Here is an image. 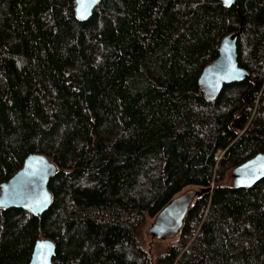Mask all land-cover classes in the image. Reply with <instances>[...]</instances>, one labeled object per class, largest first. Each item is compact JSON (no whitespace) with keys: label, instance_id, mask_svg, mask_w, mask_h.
<instances>
[{"label":"trees","instance_id":"1","mask_svg":"<svg viewBox=\"0 0 264 264\" xmlns=\"http://www.w3.org/2000/svg\"><path fill=\"white\" fill-rule=\"evenodd\" d=\"M0 0V183L26 155L56 170L39 216L0 208V264H264V179L230 170L264 150V0ZM237 37L248 77L208 98L198 84L220 40ZM220 155L218 156V153ZM200 191L154 260L149 218Z\"/></svg>","mask_w":264,"mask_h":264},{"label":"water","instance_id":"2","mask_svg":"<svg viewBox=\"0 0 264 264\" xmlns=\"http://www.w3.org/2000/svg\"><path fill=\"white\" fill-rule=\"evenodd\" d=\"M73 13L77 20H86L100 0H73ZM223 6H238L237 0H219ZM241 32H230L222 37L218 54L206 64L198 84L208 98H214L223 84L248 77V71L237 62V37ZM56 165L45 155L30 152L22 165L0 183V208H22L39 216L50 205L52 194L48 181ZM234 188H249L264 179V150L257 151L230 170ZM200 191L190 187L172 197L154 216L147 232L157 238L176 236ZM54 243L48 238L37 239L31 249L27 264H52Z\"/></svg>","mask_w":264,"mask_h":264},{"label":"rangeland","instance_id":"3","mask_svg":"<svg viewBox=\"0 0 264 264\" xmlns=\"http://www.w3.org/2000/svg\"><path fill=\"white\" fill-rule=\"evenodd\" d=\"M219 155H220V153L218 154V156ZM190 187L198 189L195 186H190ZM190 187H186V188H190ZM152 220H153L152 218H149L146 221V224L143 227L142 232H141V242H142V245L144 246V248L147 250V252L151 256L152 260H154L156 255L160 251H162L168 244H170L171 242H173L175 240L176 236H174L172 238H157L155 236L150 235L147 232V229H148L150 223L152 222Z\"/></svg>","mask_w":264,"mask_h":264},{"label":"snow or ice","instance_id":"4","mask_svg":"<svg viewBox=\"0 0 264 264\" xmlns=\"http://www.w3.org/2000/svg\"><path fill=\"white\" fill-rule=\"evenodd\" d=\"M228 2V0H226V3Z\"/></svg>","mask_w":264,"mask_h":264}]
</instances>
